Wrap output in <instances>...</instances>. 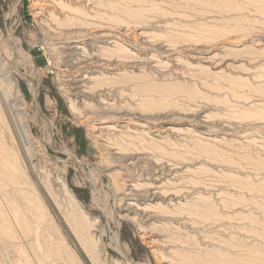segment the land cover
Masks as SVG:
<instances>
[{
	"label": "rangeland",
	"instance_id": "1",
	"mask_svg": "<svg viewBox=\"0 0 264 264\" xmlns=\"http://www.w3.org/2000/svg\"><path fill=\"white\" fill-rule=\"evenodd\" d=\"M33 1L21 0L7 19L14 0H0V70L7 62L3 52L9 50L11 28L16 46L35 63V69L19 68L33 77L46 120L43 129L19 77L16 90L8 92L14 97L10 102L0 90L1 142L8 156L15 154L18 172L26 167L17 180L0 154V211L24 255L33 264L41 257L44 264L56 262L33 237L35 232L46 237L32 213L40 205L62 243L74 251L73 264H94L64 217L65 198L58 194L55 202L45 187L47 173L52 181L62 178L76 203L98 220L97 232L90 234L98 239L103 264L125 262L113 244L116 228L109 212L115 209L120 240L135 264H264V45L256 46L264 44V0H57L60 8L49 9L55 22L47 14L35 17ZM98 27L126 47L129 38L142 33L150 47L141 58L154 55L169 62L156 69L123 62L90 85L89 99L71 108L54 41ZM157 47L174 52L163 55ZM104 122L112 129L102 133L103 139L93 127ZM122 129H137V134L115 132ZM212 137L219 142L212 143ZM70 158L98 166L108 176L72 166ZM161 173L167 198L152 203L154 220L127 214L123 198L109 197L107 185L122 193L130 176L139 184L137 198L146 200L144 185ZM8 177L16 185L11 187ZM1 243L0 264H13L9 260L17 252L11 243Z\"/></svg>",
	"mask_w": 264,
	"mask_h": 264
},
{
	"label": "bare ground",
	"instance_id": "2",
	"mask_svg": "<svg viewBox=\"0 0 264 264\" xmlns=\"http://www.w3.org/2000/svg\"><path fill=\"white\" fill-rule=\"evenodd\" d=\"M20 2H21V0H14L13 4L11 6L10 12L7 14V19H10L15 14L16 10L18 9V5L20 4ZM32 5L36 9V12H34L35 17H39L40 15L47 14L46 16H47V20L49 22H50V20H52V21L55 20L54 17L52 16L53 11L52 10L49 11V9L54 8V7L60 8V6H61V4L58 3L57 0H34ZM105 32H107V34H108V31H105L104 29H101L100 27L88 28V29H85L82 33L75 35V36H71V37H65L64 38L61 35H58L56 38V41H54V44H56V46H58V47H56L54 45L56 47V49L58 50V53L60 56L59 61H61L60 62L61 63L60 70L62 68L61 73L63 76V79L61 80L62 81V87L65 88L66 93L68 92L69 98L67 97V99H68V102L70 103L71 108H74L75 101L80 100L81 102H84L83 100L87 99L90 96L89 92L92 90L90 85H94L101 78H106L105 74L109 73V72H107L108 70L116 71V66L121 65V63H123V62L124 63L133 62V63L143 64L145 67H147L149 69H156L158 67L165 66V65H167L166 62H169V60H167L165 62L160 61L154 55H152L151 57H149L147 59H146V57L141 58L142 56H144V54L142 52H144L146 49H148L150 47L149 44L145 46V43L143 42L144 38H143L142 33H136V34H134L132 39L129 38L127 41V44H126L127 47H126L125 45L122 44L123 42L120 43L119 41H116L113 38L110 39V37H112V36H110L109 34L105 35ZM122 36H127V33L123 32ZM6 39L8 41L9 50H8V52H6V51H4L5 53L3 52L5 60H7V62L2 65V68L0 70V72H1L0 73V90H2L3 94H5L6 101H7L9 98L13 97L11 95V93H8V92L9 91L12 92L11 91L12 89L16 90V87H17V82H16L17 80L15 81L16 76L19 77L21 80H23L27 86V90L31 94L32 105L37 107L36 113H38V110L40 112L41 125H42L41 127L44 129L46 120L42 116L41 108H40V105L38 103V95L36 92L37 90H36V86L34 84L33 77L26 72H22L19 68L20 65H22L24 67L26 64H29L28 66L32 67V69H35V63L31 59L30 55L25 52V50L21 49L20 47L18 48L16 46L17 45L16 40L13 36V31H11V28L7 29ZM263 45L264 44H262V43H256V46H263ZM157 48H158L157 50L160 52V54H163V55H164V53H168V52L173 51L172 49H165L164 51H161V50H163L162 49L163 47L162 48L157 47ZM4 50H6V49H4ZM17 56H19V59H17L18 58ZM171 62L173 63V60H171ZM175 66H178L177 63H175ZM117 72H119V71H117ZM215 74L219 75L221 73H215ZM117 76H120V74ZM8 101L10 102V100H8ZM203 118H206V117L204 116ZM4 120L5 119H4L3 111L0 109V121L4 122ZM4 125L6 126L5 123H4ZM110 126L111 125H109L108 122H104L102 124H99L98 126L97 125L94 126L93 130L97 131L99 133V135H97V137L101 138L102 133H108L111 131L110 129H112V127H110ZM8 130L10 132V129H8ZM114 130H112V131H114ZM124 130L125 129H122V131L118 130L115 132H117V133L123 132L124 134H127V135H129L130 133L131 134H137V129H133L134 131H131V132L129 130H128V132L124 131ZM23 132L25 133V135H27L26 130L25 131L23 130ZM139 132H141V131H139ZM5 134L6 133H4L3 135H5ZM143 134H147V133L145 132ZM10 137H12V136L10 135ZM157 137H159V136H157ZM0 138H2V137L0 136ZM1 141L2 140L0 139V154L5 155V160H6V165H7V173L10 174V172H13V173H15V178L17 180H19V178L23 179L21 172L26 175L25 164H24V167L21 166L24 169L21 168V170H20L21 172H18V167H17L18 162L16 161V159L14 157L15 154H13V155L10 154V156H8L6 154L8 152L7 148L5 145H3V143ZM210 141L212 143L219 142V140L216 137H212L210 139ZM37 144H38V142H37ZM39 147H37V148H39ZM114 153H118V152L116 151ZM35 159L32 161H35ZM69 161L70 162H68V163L72 166H83V167L88 168L91 173L95 174L98 177L100 175L101 176L103 175L105 177L108 176L105 172L106 170L104 171V169H101L98 166L92 165V164L87 163V162H82L78 159L73 161L70 158ZM168 171H171V170L169 169ZM161 179H164L162 176V173L159 176H157L156 178H153V182H151V183L149 182V183H147V185H144L145 186V192H146L145 195H147V197H148V199H146V200L142 199V198L141 199L137 198L138 195H136L135 193L137 192V187L139 186V184L136 183L137 181L136 182L132 181L130 176H129V178H126L124 180V182H127V185L126 184H124V185H126L128 187V189L124 190L122 193H119V190L116 189V186L113 183L107 185V189H108L109 194H110L109 197L111 198L112 201L117 200V202L119 201V197L123 198L124 199L123 210L127 214H135L138 217H140L141 219H144L146 221L154 220V218H156L157 216L155 217V215L150 214L151 210L153 209L152 203L154 201L164 202V201H166V198H167V196L164 195V192H162L163 182H160ZM6 180L11 187H12V185H16L10 180V177H8ZM43 180H44L43 183L45 184V187L49 189V192H51V195H52V197H54L55 202L58 199V196H57L58 194L65 198L66 201L65 200L64 201L67 205H64V206H67L68 210H65L66 212H63V214H64L65 218H68L69 225L74 230L76 236L78 237V242H79L80 246L82 247V249L85 250V253L87 252V254H88L87 256L90 257V259H92L94 264H103L102 259H101V257L103 255H101L98 252L100 249L97 250V244H99V243L96 241L98 239L95 241L92 238V234H90L91 232H93V233L97 232V229H95V228L98 227V224H99L98 220L96 218H92V217L89 218V216L85 213V211L82 209V207L79 206L78 203H76L73 196L68 192L67 186L63 182L62 178L57 177V178H55V181L54 180L52 181L49 179L48 174L46 173ZM141 187H142V185H141ZM33 188H34V186H33ZM33 188H31V189H33ZM48 189H47V191H48ZM34 190L36 191L35 188H34ZM36 193H37V191H36ZM36 195L38 196V194H36ZM120 200H122V199H120ZM146 202H148V203L146 204ZM8 203L12 206L14 205L11 202L10 198H8ZM44 207H45V205H44ZM64 209H67V208L64 207ZM59 210H61V209L59 208ZM115 211H116V209H115ZM115 211L112 210L109 212L112 223L115 225V228H116L114 235H113V244H115L114 246L116 247L117 251H119V255H121L123 257V259L125 261L124 264H135L133 262V260L128 256V254L126 252V248H125L124 244L121 242L120 237L118 236V231H120V223L116 219ZM11 213H15V215H14L15 217H17L19 215V211L15 205H14V207L11 208ZM32 213L34 214V217L37 220L38 227L41 229V232L43 231L44 234H46V237H45V235L40 236L39 233H36V232H35V234H33V237H35V241H36V245H37L36 247H38V245H39V248H43L46 251L45 254L50 253L52 255V257L56 258L55 259L56 262L47 263V264H73L75 259H77L74 255V251L69 249L66 244L62 243V241H63V238L61 237L62 235L60 233H58V230L54 229L53 224L49 218L50 215L49 214H48L49 216L47 215L48 212L46 213L43 210L42 206L36 205V206H34V208H32ZM2 221H3V223H2ZM7 221H6V217L0 211V240H2L1 244H3V246L4 245L6 246V244L8 245V243H11L9 245L13 247L12 251L17 252L16 253V257H17L16 259H11V260L8 259V260L11 261L13 264H33L31 262V260L29 259V257L24 255L25 251L22 250L21 245L19 243H16V242L14 243V241H17V236L15 234V231L12 228L13 226L11 227L12 224L11 225L8 224ZM22 222H23L24 228L31 234V232H30L31 229H30L29 224H27V220L26 219L24 221L22 220ZM20 226L22 227V225H20ZM6 241H9V242L7 243ZM30 243H32V242H30ZM43 243H45L44 246L42 245ZM151 245H153V244L151 243ZM6 248H9V247H5V249ZM10 249H12V248H10ZM7 253L9 254V252H7ZM8 257H12V255L10 256V254H9V255H7V258ZM43 258H45V257L43 256ZM47 258H50V256H48ZM41 259H42V257L40 259L39 258L37 259L38 264H44L43 263L44 259H43V261H41ZM119 262L120 261H115L114 264H121ZM0 263H2L1 258H0Z\"/></svg>",
	"mask_w": 264,
	"mask_h": 264
},
{
	"label": "water",
	"instance_id": "3",
	"mask_svg": "<svg viewBox=\"0 0 264 264\" xmlns=\"http://www.w3.org/2000/svg\"><path fill=\"white\" fill-rule=\"evenodd\" d=\"M34 107H35V106H34ZM35 109L37 110V107H35ZM38 115H39V117L41 118V115H40L39 110H38ZM118 236L120 237V231H118Z\"/></svg>",
	"mask_w": 264,
	"mask_h": 264
}]
</instances>
